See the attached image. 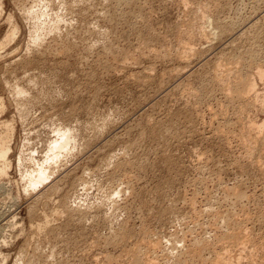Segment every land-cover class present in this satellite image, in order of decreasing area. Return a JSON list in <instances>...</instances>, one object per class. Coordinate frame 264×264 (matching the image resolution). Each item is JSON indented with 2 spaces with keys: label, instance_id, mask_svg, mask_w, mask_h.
Masks as SVG:
<instances>
[{
  "label": "rangeland",
  "instance_id": "rangeland-1",
  "mask_svg": "<svg viewBox=\"0 0 264 264\" xmlns=\"http://www.w3.org/2000/svg\"><path fill=\"white\" fill-rule=\"evenodd\" d=\"M3 1L0 40L10 29L9 15L20 33L0 50V133L8 124L14 130L11 168L0 177V264H135L137 255L136 264H214L220 253L234 264H264V149L251 150L241 138L244 124H264L263 107L244 115L226 109L227 95L211 75L219 61L228 69V60L262 41L254 36L264 29V2L67 0L71 11L64 0ZM32 7L64 19L60 30L46 29L29 49L34 23L25 12ZM200 12L208 18L199 20ZM197 20L207 35L192 29ZM182 39L192 49L189 57L180 54ZM256 80L262 96L264 83ZM16 86L35 102L24 117ZM57 125L73 128L79 145L60 166L57 188L28 194L26 160L33 153L44 159ZM236 190L239 197H232ZM241 232L252 236L250 243L240 240Z\"/></svg>",
  "mask_w": 264,
  "mask_h": 264
},
{
  "label": "bare ground",
  "instance_id": "bare-ground-1",
  "mask_svg": "<svg viewBox=\"0 0 264 264\" xmlns=\"http://www.w3.org/2000/svg\"><path fill=\"white\" fill-rule=\"evenodd\" d=\"M62 2H63V0H61ZM60 1V2H61ZM65 2H66V5L68 6V4H67V0H64ZM75 2H78L79 0H74ZM73 1V2H74ZM120 1V0H119ZM254 1H257V0H254ZM263 2H264V0H262ZM70 2V1H69ZM74 2V3H75ZM128 2V1H127ZM202 2V1H201ZM53 3V2H52ZM180 4V3H179ZM70 5V4H69ZM208 5V4H207ZM61 6V5H60ZM63 6H64V4H63ZM62 6V7H63ZM66 6V7H67ZM216 6V5H215ZM51 7V6H50ZM70 7H71V5H70ZM206 7V6H205ZM4 8V1L3 0H0V17L2 16V13H3V9ZM68 8H69V6H68ZM67 8V9H68ZM143 8V7H142ZM199 8H200V6H199ZM207 8V7H206ZM66 9V8H65ZM204 9V8H203ZM209 9H210V7H209ZM52 10H53V8H52ZM69 10H71L70 8H69ZM205 10V9H204ZM222 10V9H221ZM72 11V10H71ZM210 11V10H209ZM208 11V12H209ZM214 11V10H213ZM69 12V11H68ZM199 12V11H198ZM201 13V12H200ZM194 14V13H193ZM208 14V13H207ZM205 12H203V14L201 13V14H199L200 16H199V20H201V21H203V20H206L207 18H208V15H207ZM216 14V13H215ZM69 15V14H68ZM197 15V14H196ZM212 15V14H211ZM255 15V14H254ZM60 15H58V16H56V18H51V15H49L48 13H46V11H43V10H41V9H37V8H35V7H32L31 9H28L26 12H25V17H26V21H27V19H29V20H31L32 21V23H34V32L33 33H31L32 35H31V38H29L30 40H31V44L29 43V46L27 47V48H29V49H31V48H33V46L34 45H36V44H39L40 43V41L42 40V37H43V32L46 30V29H51V30H53L51 33H53V32H55V31H57L56 29H58L57 27H58V25H59V22H60V20H61V16L59 17ZM213 16V15H212ZM124 17V16H123ZM236 17V16H235ZM49 18L52 20V22L50 21L49 23L47 22V20H49ZM122 18V17H121ZM136 18V17H135ZM141 18V17H140ZM195 18V17H194ZM64 18H62V20H63ZM211 19V18H210ZM212 19H215L214 17L212 18ZM237 19V18H236ZM15 19H14V17L12 16V15H9V17L7 18V22L9 23V31H8V33H6L5 34V37H3L4 39H2V40H0L1 41V43H0V50L1 49H4L3 47L5 46V45H8V44H11L12 42H14L15 40H16V38H17V36H18V34L20 33V28H19V26H18V24L14 21ZM61 20V21H62ZM199 20H197L198 22H199ZM233 20V19H232ZM193 21V20H192ZM209 21V20H208ZM208 21H207V23H208ZM220 21V20H219ZM231 21V20H230ZM29 22V21H28ZM210 22H211V20H210ZM216 22H218V21H216ZM227 22V21H226ZM255 22V21H254ZM196 23V22H195ZM203 23V22H199V23H197L196 25H192V24H190V25H192L193 27H192V29H194V30H196V29H201L200 30V34L201 33H203L202 35H207V33L208 32H210V30H207V31H205V27H202L203 25H201V24ZM209 24H211V23H208L207 25L209 26ZM212 24H214V23H212ZM222 24V23H221ZM257 24V23H256ZM30 25V24H29ZM246 25V24H245ZM253 25V24H252ZM181 26V25H180ZM188 26V25H187ZM214 26V25H213ZM213 26H209V27H213ZM216 26H219V25H216ZM215 26V27H216ZM222 26H223V24H222ZM226 26H227V24H226ZM234 26V25H233ZM250 26V25H249ZM254 26V25H253ZM221 27V26H220ZM225 27V26H224ZM230 27V26H229ZM256 27H258L257 25H256ZM259 27H260V24H259ZM258 27V28H259ZM62 28V27H61ZM232 28V27H231ZM254 28V27H253ZM260 28H262V27H260ZM190 29V28H189ZM212 29V28H211ZM218 29V28H217ZM220 29V28H219ZM221 29H224V28H221ZM220 29V31H223V30H221ZM229 29V28H228ZM234 29V28H233ZM255 29V28H254ZM58 30H60V29H58ZM226 30V29H225ZM224 30V31H225ZM230 30V29H229ZM249 30H251V29H249ZM260 30V29H259ZM33 31V30H32ZM224 31H223V33H224ZM232 31V30H231ZM252 31V30H251ZM256 31V30H255ZM192 32V31H191ZM198 32V31H197ZM204 32H206V34H204ZM215 32V31H214ZM233 32H234V30H233ZM233 32H231V34L233 33ZM248 32V31H247ZM193 33V32H192ZM195 33V32H194ZM213 33V32H212ZM218 33V32H217ZM227 33V32H226ZM225 33V34H226ZM229 33V32H228ZM242 33V32H241ZM244 33V32H243ZM185 34V33H184ZM199 34V33H198ZM219 34V33H218ZM250 34V33H249ZM254 34H255V32H254ZM45 35V34H44ZM50 35V34H49ZM211 35V34H210ZM209 35V36H210ZM228 35V34H227ZM239 35V34H238ZM244 35V34H243ZM46 36V35H45ZM190 36V35H189ZM192 36V35H191ZM196 36V35H195ZM229 36V35H228ZM241 36H242V34H241ZM188 37V36H187ZM211 37V36H210ZM215 37V36H214ZM250 37V36H249ZM248 37V38H249ZM189 38V37H188ZM192 38H195V37H192ZM199 38H202V37H199ZM204 38V37H203ZM239 39V38H238ZM183 41H182V43L184 44V46H182L183 48V51L181 52L180 50V54L181 55H186V57H189L190 55H192L193 54V52H192V49L190 48V44H189V42L188 41H186L185 39H182ZM185 40V41H184ZM194 40V39H193ZM237 40V39H236ZM259 40L261 41H264V29H262V30H260V31H258V33L256 32V35L254 36V41H258L259 42ZM179 41V40H178ZM218 41V40H217ZM262 41L261 42H259V43H256L255 42V44H253L251 47H250V49H248L247 51H245V52H243V51H241L238 55L236 54V56H233L234 58H232V59H230V60H228L227 61V63L229 62V64H227V65H229V67L230 68H228L229 69V71L228 72H225V70L227 69V67L225 68V67H223V65L222 64H220L219 62V60H217V61H219L217 64H216V66L214 67L215 69H214V71H213V73L211 74L212 75V77H214L215 78V82L214 83H216V85L215 86H217V87H219V89L221 88V91H223L226 95H227V98H228V107L226 108V109H229V108H233V109H235L236 111V113L237 114H239L240 113V115H242L244 112L245 113H247V112H249V111H247L248 110V108H250V110L252 109V110H254L253 108L254 107H257V106H260L261 105V107H263V108H259V109H263V111H264V93L262 94V96H261V93H260V95L258 94V92H257V88H256V86H257V80H256V78H258V79H260V81L262 82L263 81V83H264V66L263 65H260V67L258 66V63H260L261 62V57H262V55H263V53H264V51H263V49L264 48H262L261 47V45H262ZM180 42H181V37H180ZM188 42V43H187ZM191 42V41H190ZM261 43V44H260ZM34 44V45H33ZM43 45V44H42ZM241 45V44H240ZM234 46V45H233ZM238 46V45H237ZM179 47H180V45H179ZM248 47V46H247ZM181 48V47H180ZM239 48V47H238ZM161 49V48H160ZM168 49V48H167ZM172 49V48H171ZM237 50V49H236ZM147 51V50H146ZM167 52V51H166ZM170 52V51H169ZM156 53V52H155ZM179 52H177V54H178ZM235 53V52H234ZM140 55V54H139ZM157 55H158V53H157ZM165 55V54H164ZM179 55V54H178ZM181 55H179V59H180V56ZM232 55V54H231ZM1 56V55H0ZM160 56V55H159ZM158 56V57H159ZM264 56V55H263ZM161 57V56H160ZM183 57V56H182ZM181 57V58H182ZM225 57V56H224ZM226 57H227V55H226ZM229 57V56H228ZM167 58V57H166ZM177 58V59H178ZM219 58V57H218ZM183 59H185V58H183ZM182 59V60H183ZM188 59V58H187ZM221 59V58H220ZM229 59V58H228ZM138 60V59H137ZM223 60V59H222ZM27 61V60H26ZM187 61V60H186ZM181 62V61H180ZM223 62V61H222ZM23 63H25V62H23ZM27 63H28V61H27ZM189 63V62H188ZM210 63V62H209ZM20 64V63H19ZM26 64V63H25ZM262 64V63H261ZM27 65V64H26ZM222 65V66H221ZM227 65H225V66H227ZM213 66V65H212ZM221 67H223L222 69H224L225 68V70H222V73H220L219 71H220V68ZM253 67H256V73L254 74V75H252V74H249V71L251 70V69H253ZM227 69V70H228ZM176 71V70H175ZM179 72V71H178ZM211 72V71H210ZM225 72V73H224ZM176 73V72H175ZM174 73V74H175ZM39 74H41V73H39ZM173 74V75H174ZM178 74V73H177ZM149 75V74H148ZM181 75V74H180ZM209 75V74H208ZM40 76V75H39ZM42 76V75H41ZM43 77V76H42ZM209 77V76H208ZM44 78V77H43ZM205 78V77H204ZM40 79V78H39ZM207 79H209V78H207ZM211 79H213V78H211ZM42 80V79H41ZM46 80V79H45ZM36 81V80H35ZM38 81V80H37ZM40 81V80H39ZM201 82V81H200ZM33 83H34V81H33ZM38 83V82H37ZM36 83V84H37ZM50 83V82H49ZM48 83V84H49ZM210 83V82H209ZM21 84V83H20ZM39 84V83H38ZM40 84H41V82H40ZM42 84H44V82L42 81ZM41 84V85H42ZM204 85V86H203ZM203 85H201V87H202V89H200L201 91H204L205 92V94H208L210 91H209V86L207 87L204 83H203ZM33 86H36L35 84L33 85ZM38 86V85H37ZM190 86V85H189ZM39 87V86H38ZM33 89H35V88H33ZM41 89V88H40ZM47 89V88H46ZM35 91H36V89H35ZM42 91V90H41ZM184 91V90H183ZM200 91V93H204V92H201ZM28 92H29V90H27V89H25V88H23V87H21V86H16L14 89H13V94H14V96H16V102H17V105H19V107L21 106L22 108H21V112H22V116L24 117V116H26V114H27V112H28V110H27V106H29L30 104H32L33 103V99L31 100V99H29V97L30 98H32V96H31V94H29V96H28ZM43 92H44V90H43ZM213 92V91H212ZM217 92V91H216ZM222 92V93H223ZM51 93V92H50ZM198 93V92H197ZM38 94V93H37ZM42 94V93H41ZM194 94H196L195 92H194ZM43 95H45L44 93H43ZM189 95H191V94H189ZM211 95V94H210ZM42 96V95H41ZM40 96V97H41ZM47 96L48 95H46L45 96V98H47ZM34 98V97H33ZM44 98V99H45ZM49 98V97H48ZM27 99H29L28 100V102H27ZM36 99H38V95H37V98ZM39 99H41V98H39ZM49 100V99H48ZM205 100V99H204ZM35 101V100H34ZM37 101V100H36ZM40 101V100H39ZM42 101V100H41ZM40 101V102H41ZM199 101V100H198ZM0 102H2V101H0ZM3 103V102H2ZM35 103V102H34ZM33 103V105H35ZM36 103H38V102H36ZM195 103V102H194ZM238 104V105H237ZM33 105H31L32 107H33ZM229 105L231 106V107H229ZM237 105V106H236ZM0 106L1 107H3V104H0ZM31 106H30V109H31ZM253 107V108H252ZM4 108V107H3ZM3 108H0V109H3ZM257 108V109H258ZM247 111V112H246ZM229 111H226L225 110V114L226 113H228ZM244 113V114H245ZM250 113V112H249ZM229 114V113H228ZM243 114V115H244ZM247 115V114H246ZM249 115V114H248ZM190 117V116H189ZM173 118V117H172ZM240 118V117H239ZM247 118V117H246ZM196 119V118H195ZM241 120H243L242 118H241ZM64 121V120H63ZM66 121V120H65ZM189 121V120H188ZM250 121H252V120H250ZM245 122V121H244ZM248 122V121H247ZM264 122V121H263ZM63 123V122H62ZM228 123H229V121H228ZM250 123V122H249ZM248 123V124H249ZM64 124V123H63ZM66 124V123H65ZM64 124V125H65ZM238 124V123H237ZM245 125L244 124V127H243V129H244V131L242 132V135H241V138H242V140L243 141H245V143L244 144H248L249 145V147H250V149L252 150L253 149V147H256V145L257 146H259L260 148H263L264 149V134L262 133L263 132V130H264V124L263 123H261V124H263L262 126H259V125H257V124H254V122H252V123H250L249 125ZM59 126V125H57V128H56V133H52L53 134V136L54 135H56V137L52 140V141H50L49 142V145H47V152L45 153L46 155H45V157H44V159L42 160V161H40V160H38L35 156H34V153L33 154H31V156H29L30 158L29 159H27L26 160V162L27 163H29V165H30V167H28V169H27V171L25 172V173H23V175H22V181H25V189L27 190V192H28V194H29V192L30 193H32V192H35L36 190H39L41 187H44V189L45 190H47L48 188L50 189V190H52V188L54 189V188H57V182H58V180H56L55 179V176H56V174H57V172H58V170H59V168H60V166H62L63 165V163L66 161V159L72 154V153H75L74 151H75V149L77 148V146L79 145H77V142H78V140H80V139H78V137L75 135V133H77V132H73V128H70V127H67V125H66V127L65 126ZM227 125V122H225L224 123V126H223V128L221 129V131L219 130V133H224L226 130H225V128L227 129L228 128V126L227 127H225ZM12 125H6L5 127H4V129H5V133H0V177H6L7 176V173H8V170L11 168V162L9 161V157H10V154L12 153V150H13V148H12V138H13V134H14V130L12 129V127H11ZM58 126H59V128H58ZM70 126V125H69ZM189 127V126H188ZM52 128H54V127H52ZM245 128H247V130H245ZM74 129H76V128H74ZM159 129V128H158ZM220 129V128H219ZM242 129V128H241ZM77 130V129H76ZM80 130V129H79ZM52 131H54V130H52ZM162 131V130H161ZM255 131H257L258 132V134H259V136L257 137V136H255V137H257V138H255V137H253V133L255 132ZM181 133V132H180ZM230 133V132H229ZM225 134V133H224ZM30 136V135H29ZM235 136V135H234ZM155 137V136H154ZM28 138V137H27ZM51 139V138H50ZM49 139V140H50ZM239 139V138H238ZM30 140V139H29ZM28 141V140H27ZM179 142V141H178ZM31 143V142H30ZM182 143V142H181ZM255 144V145H254ZM260 144V145H259ZM30 145V144H29ZM247 145V146H248ZM25 147V146H24ZM30 147V146H29ZM81 147V146H80ZM79 147V148H80ZM29 149V148H28ZM256 149V148H255ZM24 150H25V148H24ZM256 150H258V149H256ZM262 150V149H261ZM30 151H32L31 149H30ZM35 151V150H34ZM254 151V150H253ZM253 151H252V154H253ZM22 152V151H21ZM24 152V151H23ZM22 152V153H23ZM28 152H29V150H28ZM28 152H27V154H28ZM255 152V151H254ZM25 153V152H24ZM30 153V152H29ZM251 154V155H252ZM258 154V153H257ZM262 155V154H261ZM249 156V155H248ZM247 157V156H246ZM249 158V157H248ZM115 159V158H114ZM170 159V158H169ZM247 159V158H246ZM251 159V158H250ZM172 160V159H171ZM19 161L20 162H22L21 164L22 165H24V161H25V159H24V155H20V157H19ZM29 161V162H28ZM113 161V160H112ZM19 162V163H20ZM257 162V161H256ZM169 163V162H168ZM121 164H123V163H121ZM238 164H240V163H238ZM27 165V164H26ZM19 166H21V165H19ZM119 166V165H118ZM122 166V165H121ZM234 166V165H233ZM261 166V165H260ZM264 167V166H263ZM240 168V167H239ZM26 169V168H25ZM21 170V169H20ZM119 170V169H118ZM117 170V171H118ZM243 170V169H242ZM261 170H263V168L261 169ZM200 172V171H199ZM22 173V172H21ZM244 175V174H243ZM54 179V180H53ZM60 180V179H59ZM64 180V179H63ZM60 182H62V181H60ZM47 184V185H46ZM59 184V183H58ZM205 184V183H204ZM53 185V186H52ZM243 185V184H242ZM52 186V187H51ZM51 187V188H50ZM227 187V186H226ZM240 188V187H239ZM43 189V190H44ZM232 190H234V189H232ZM231 190V191H232ZM121 191V190H120ZM26 192V193H27ZM43 192V191H42ZM108 193V192H107ZM117 193H120V192H117ZM244 193V192H243ZM38 194H39V192H38ZM41 194V193H40ZM113 194H116V193H113ZM121 194H123V192L121 193ZM112 195V194H111ZM229 195V194H228ZM231 195H232V193H231ZM234 195H236V197H239V196H237V195H239V193H238V191L236 190V192L235 191H233V196L232 197H234ZM244 195V194H243ZM41 196V195H40ZM245 196V195H244ZM263 196V195H262ZM66 197V196H65ZM118 198H119V196H117ZM235 197V198H236ZM246 198V197H245ZM254 199V198H253ZM122 200V199H121ZM194 200V199H193ZM238 200V199H237ZM65 201V200H64ZM232 201V200H231ZM115 202V201H114ZM192 202V201H191ZM193 203V202H192ZM235 203V202H234ZM115 204H116V202H115ZM96 205V204H95ZM194 208V207H193ZM120 209V208H119ZM243 209V208H242ZM168 210V209H167ZM264 210V209H263ZM258 212V211H257ZM264 212V211H263ZM81 213V212H80ZM196 213V212H195ZM219 214V213H218ZM221 215V214H220ZM165 216V215H164ZM200 216V215H199ZM223 216V215H222ZM177 217V216H176ZM218 217V216H217ZM240 218V217H239ZM249 218V217H248ZM260 218V217H259ZM236 220V219H235ZM178 221H180V220H178ZM231 221V220H230ZM229 221V222H230ZM226 222V221H225ZM228 222V223H229ZM236 222V221H235ZM125 223V222H124ZM217 223V222H216ZM227 223V222H226ZM242 223V222H241ZM249 223V222H248ZM230 224V223H229ZM229 224H228V227H229ZM239 224V223H238ZM47 224H45L44 225V228H45V226H46ZM227 225V224H226ZM237 225V224H236ZM244 225V224H243ZM127 226V225H126ZM238 226V225H237ZM42 227H43V225H42ZM239 227V226H238ZM41 228V227H40ZM229 228H231V227H229ZM241 228V227H240ZM123 229V228H122ZM228 229V228H227ZM244 229V228H243ZM176 230V229H175ZM237 230V229H236ZM123 231V230H122ZM125 231H127V230H125ZM235 231V230H234ZM239 231V230H238ZM242 231V230H241ZM245 231V230H244ZM236 232V231H235ZM240 232V231H239ZM126 233H128V232H126ZM151 233V232H150ZM177 233V232H176ZM187 233V232H186ZM238 233V232H237ZM243 232H241V234H242ZM263 233V232H262ZM124 234H125V232H124ZM161 234V233H160ZM229 234V233H228ZM233 234V233H232ZM239 234V233H238ZM142 235V234H141ZM176 235V234H175ZM235 235H237V234H234V236ZM115 236V235H114ZM120 236H121V234H120ZM127 237V235L125 236V235H123L122 234V237ZM172 236H174V235H172ZM224 236V235H223ZM240 236V235H239ZM239 236H236V237H238V238H240ZM246 236V237H245ZM256 236V235H255ZM178 237V236H177ZM227 237V236H226ZM232 237H233V235H232ZM247 237H250V235H246V233H245V235L243 236V234H242V239H240L241 241H245V242H247L248 240H249V238L247 239ZM252 237V236H251ZM250 237V238H251ZM263 237V236H262ZM116 238H118V237H116ZM185 238V237H184ZM237 238V239H238ZM152 239V238H151ZM158 239V238H157ZM172 239V238H171ZM176 239V238H175ZM204 239V238H203ZM232 239V238H231ZM234 239H236V238H233L232 240H234ZM247 239V240H246ZM173 240V239H172ZM172 240H171V242H172ZM196 240V239H195ZM230 240V239H229ZM228 240V241H229ZM255 240V239H254ZM253 240V241H254ZM115 241V240H114ZM175 241V240H174ZM173 241V242H174ZM177 242H178V240H176ZM179 241H181V240H179ZM194 241V240H193ZM204 241V240H203ZM217 241V240H216ZM239 242V239L238 240H236V242ZM251 241V240H250ZM250 241H248L249 243H250ZM123 242H125V241H123ZM149 242V241H148ZM158 242V241H157ZM169 242V241H168ZM167 242V243H168ZM173 242H172V244H173ZM177 242H174V243H176L177 244ZM182 242H184V241H182ZM188 242V241H187ZM209 242V241H208ZM226 242V241H225ZM234 242H235V240H234ZM264 242V241H263ZM154 243V242H153ZM166 243V244H167ZM193 243V242H192ZM192 243H190V244H192ZM200 243V242H199ZM218 243H219V241H218ZM222 243H224V242H221V244ZM254 243V242H253ZM142 244V243H141ZM144 244H146V243H144ZM155 244H156V242H155ZM164 244V243H163ZM168 244H170V243H168ZM175 244V245H176ZM181 244H183V246H184V244L185 243H181ZM194 244V243H193ZM201 244H203L202 242H201ZM220 244V243H219ZM220 244V245H221ZM235 244V243H234ZM239 244H240V242H239ZM251 244H252V242H251ZM122 245V244H121ZM151 245V244H150ZM158 245H159V243H158ZM186 245V244H185ZM205 245V244H204ZM224 245V244H223ZM226 245H228V244H226ZM233 245V244H232ZM253 245V244H252ZM251 245V246H252ZM256 245V244H255ZM136 246V245H135ZM142 246V245H141ZM147 246V245H146ZM152 246V245H151ZM150 246V247H151ZM160 246V245H159ZM174 246V245H173ZM172 246V247H173ZM180 246V245H179ZM189 246V245H188ZM199 245H197V247L196 248H198L199 250H200V252H201V245H200V247H198ZM206 246H208V245H206ZM211 246V245H210ZM229 246V245H228ZM250 246V245H249ZM145 247V246H144ZM148 247V246H147ZM156 248V245H153L152 246V248ZM169 247V246H168ZM177 246H174L173 247V249L172 250H175L174 248H176ZM194 247V246H193ZM204 247V246H203ZM217 247V246H216ZM225 247V246H224ZM232 247V246H231ZM234 247V246H233ZM245 247V246H244ZM253 247V246H252ZM262 247V246H261ZM151 248V249H152ZM169 248H171V247H169ZM179 248V247H178ZM177 248V249H178ZM184 248V247H183ZM188 248V247H187ZM208 248H209V246H208ZM207 248V249H208ZM139 249V248H138ZM150 249V248H149ZM180 249V248H179ZM203 249H205V248H203ZM206 249V250H207ZM211 249V248H210ZM217 249V248H216ZM215 249V250H216ZM232 249V248H231ZM261 249V248H260ZM137 250V249H136ZM160 250V249H159ZM158 250V251H159ZM171 250V251H172ZM188 250V249H187ZM191 250H193V249H191ZM229 250H230V248H229ZM242 250V249H241ZM247 250V249H246ZM257 250H259V249H254V251H256L255 253H257ZM263 250V249H262ZM145 251V250H144ZM147 251V250H146ZM169 251V250H168ZM176 251V250H175ZM208 251V250H207ZM230 251H232V250H230ZM250 251H252L251 253H254L253 252V250H250ZM129 252V251H128ZM132 252V251H131ZM133 252H135V251H133ZM142 252V251H141ZM140 252V253H141ZM150 252V251H149ZM148 252V253H149ZM153 252H155V251H153ZM173 252L174 251H172V253L171 254H173ZM177 252V251H176ZM179 252V251H178ZM202 252H203V250H202ZM213 253H214V250L212 251ZM216 252V251H215ZM241 252V251H240ZM247 252V251H246ZM260 252V251H259ZM130 253V252H129ZM129 253H127V254H129ZM145 253V252H144ZM158 253V252H157ZM160 253V252H159ZM162 253V252H161ZM175 253V252H174ZM184 253V252H183ZM187 255H189L190 254V252L189 251H187V252H185ZM225 253V252H224ZM248 253V252H247ZM126 254V255H127ZM134 254V253H133ZM133 254H130V255H133ZM152 254H154V253H152ZM168 254V253H167ZM176 254V253H175ZM179 254H181L180 255V259L182 258V260L184 259V258H186L185 257V254H183L182 255V253H179ZM197 254V253H196ZM228 254V253H227ZM235 254V253H234ZM240 254V253H239ZM176 255H178V254H176ZM186 255V256H187ZM192 255V254H191ZM195 255V254H194ZM214 255V254H213ZM212 255V256H213ZM219 256H217V258L215 259V261L213 262L214 264H234V262L232 263L230 260L228 261L227 259H225V258H223L222 256L224 255V254H222V256H220L221 255V253L220 254H218ZM230 255V254H229ZM252 255V254H251ZM134 256V259H135V254L133 255ZM138 256V258L137 259H139V255H137ZM153 256V255H152ZM182 256V257H181ZM200 256V255H199ZM215 256H216V254H215ZM248 256V255H247ZM142 257H143V255H142ZM154 257H156V256H153V258ZM162 257V256H161ZM166 257H167V255H166ZM175 257V256H174ZM177 257V256H176ZM175 257V258H176ZM203 257V256H202ZM202 257H200V258H202ZM226 257V256H225ZM25 258V257H24ZM133 258V257H132ZM150 258V257H149ZM148 258V259H149ZM158 258V257H157ZM171 258V257H170ZM174 258V259H175ZM210 258V257H209ZM237 258V257H236ZM242 258V257H241ZM251 258V257H250ZM128 259V258H127ZM137 259H135V264L137 263ZM144 259V258H143ZM169 259V258H168ZM173 259V258H172ZM190 259V258H189ZM203 259V258H202ZM229 259V258H228ZM245 259V258H244ZM247 259H249V257H247ZM253 259H254V257H253ZM258 259V258H257ZM145 260V259H144ZM178 260V259H177ZM186 260V259H185ZM206 260V259H205ZM243 260V259H242ZM241 260V261H242ZM132 261H134V260H132ZM156 261V260H155ZM166 262L168 261L167 259L165 260ZM173 261V260H172ZM176 261V260H175ZM174 261V262H175ZM181 261V260H180ZM179 261V262H180ZM184 261V260H183ZM182 261V262H183ZM187 261V260H186ZM190 261V260H189ZM203 261H204V259H203ZM126 262H128V261H126ZM131 262V261H130ZM158 262V261H157ZM209 262H211V261H209ZM138 263H139V261H138ZM141 263V262H140ZM155 264H156V262H154ZM163 263V262H162ZM178 263V262H177ZM188 262H186V264H187ZM202 263V262H201ZM207 263V262H206ZM236 264H240V262H235ZM252 263V262H251ZM125 264V263H124ZM126 264H128V263H126ZM131 264V263H130ZM149 264H151V262L149 263ZM153 264V263H152ZM158 264V263H157ZM161 264V263H160ZM167 264V263H166ZM192 264V263H191ZM250 264V263H249ZM254 264V263H253Z\"/></svg>",
  "mask_w": 264,
  "mask_h": 264
}]
</instances>
